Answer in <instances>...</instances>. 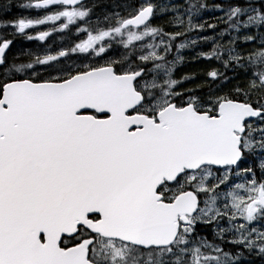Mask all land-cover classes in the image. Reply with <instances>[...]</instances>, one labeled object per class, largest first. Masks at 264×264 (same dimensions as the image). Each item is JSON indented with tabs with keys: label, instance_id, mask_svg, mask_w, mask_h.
I'll return each mask as SVG.
<instances>
[{
	"label": "snow or ice",
	"instance_id": "obj_1",
	"mask_svg": "<svg viewBox=\"0 0 264 264\" xmlns=\"http://www.w3.org/2000/svg\"><path fill=\"white\" fill-rule=\"evenodd\" d=\"M0 264H264V0H0Z\"/></svg>",
	"mask_w": 264,
	"mask_h": 264
},
{
	"label": "trees",
	"instance_id": "obj_2",
	"mask_svg": "<svg viewBox=\"0 0 264 264\" xmlns=\"http://www.w3.org/2000/svg\"><path fill=\"white\" fill-rule=\"evenodd\" d=\"M194 69L192 67H188V68H185L183 69V71H187V72H190V71H193ZM181 70H178V73H180Z\"/></svg>",
	"mask_w": 264,
	"mask_h": 264
}]
</instances>
